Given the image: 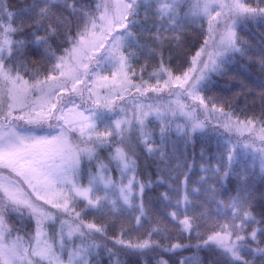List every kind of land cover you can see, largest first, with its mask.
Returning <instances> with one entry per match:
<instances>
[{"label": "snow or ice", "instance_id": "6c2138e0", "mask_svg": "<svg viewBox=\"0 0 264 264\" xmlns=\"http://www.w3.org/2000/svg\"><path fill=\"white\" fill-rule=\"evenodd\" d=\"M0 264H264V0H0Z\"/></svg>", "mask_w": 264, "mask_h": 264}, {"label": "trees", "instance_id": "16d2710c", "mask_svg": "<svg viewBox=\"0 0 264 264\" xmlns=\"http://www.w3.org/2000/svg\"><path fill=\"white\" fill-rule=\"evenodd\" d=\"M11 2L15 3L16 0H11ZM249 38L252 40L254 44L253 51H257L259 49V33L253 30L251 33H248ZM243 63V61H241ZM239 69V64L236 66L233 74H236V71ZM151 71V69H149ZM251 76L253 79L259 76L258 66L253 65L251 67ZM240 76H237V79H229L225 78H217V82L214 86V95L223 97L225 100H231L233 104V108L236 111V114L243 117L245 113L251 114L253 111L257 114L259 113V98L255 97V101L252 95H249L245 90L243 94L241 93V85H240ZM108 222V221H105Z\"/></svg>", "mask_w": 264, "mask_h": 264}]
</instances>
